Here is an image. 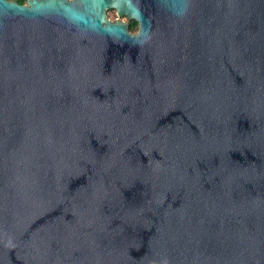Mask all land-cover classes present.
<instances>
[{
	"label": "water",
	"instance_id": "obj_1",
	"mask_svg": "<svg viewBox=\"0 0 264 264\" xmlns=\"http://www.w3.org/2000/svg\"><path fill=\"white\" fill-rule=\"evenodd\" d=\"M0 264H264V0H0Z\"/></svg>",
	"mask_w": 264,
	"mask_h": 264
},
{
	"label": "flooded vegetation",
	"instance_id": "obj_2",
	"mask_svg": "<svg viewBox=\"0 0 264 264\" xmlns=\"http://www.w3.org/2000/svg\"><path fill=\"white\" fill-rule=\"evenodd\" d=\"M106 14L110 20H113V21L120 20V21H124L125 23H127L130 31H132V32H136L139 29L140 24H139L138 20L131 18L128 15H121L118 12L116 7L106 8Z\"/></svg>",
	"mask_w": 264,
	"mask_h": 264
},
{
	"label": "trees",
	"instance_id": "obj_3",
	"mask_svg": "<svg viewBox=\"0 0 264 264\" xmlns=\"http://www.w3.org/2000/svg\"><path fill=\"white\" fill-rule=\"evenodd\" d=\"M17 1L20 2V3L26 2V0H17Z\"/></svg>",
	"mask_w": 264,
	"mask_h": 264
}]
</instances>
